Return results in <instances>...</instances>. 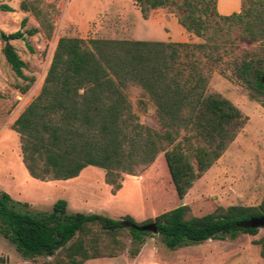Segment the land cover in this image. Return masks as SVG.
<instances>
[{
  "label": "trees",
  "instance_id": "obj_1",
  "mask_svg": "<svg viewBox=\"0 0 264 264\" xmlns=\"http://www.w3.org/2000/svg\"><path fill=\"white\" fill-rule=\"evenodd\" d=\"M133 2L145 19L150 10L166 6L170 0ZM211 2L180 0L174 6L183 10L176 16L177 23L202 40L198 43L58 37L38 93L11 124L18 134L27 174L39 181L65 180L91 165L104 170L103 180L114 192L120 188L121 174L133 175L161 152L174 191L182 198L247 119L227 98L206 91L208 62L216 61L213 54L231 41L232 27L238 28L239 37L264 46V0H239V12L224 15L211 13ZM19 5L26 10L24 0ZM23 23L24 19L20 26ZM24 32L32 35L36 29ZM5 36L7 40L22 39L23 32L18 29ZM0 51L12 72L24 78V63L13 47L6 42ZM253 61L252 57L241 58L233 76L264 109V71L252 69ZM257 63L264 67V57ZM128 86L138 87L153 104L161 131L136 121L124 93ZM18 205L0 191V234L21 256L52 257L43 264H82L116 255L123 248L117 235L124 232L133 243L156 233L167 249L234 237L238 232L253 235L257 228L245 223L264 214V193L255 206H216L192 216L181 204L139 222L129 215L111 218L94 212H68L64 199H56L48 212L40 214L22 212ZM148 224L154 226V232L141 229ZM254 243L262 254L264 238ZM137 251L135 247L129 253Z\"/></svg>",
  "mask_w": 264,
  "mask_h": 264
},
{
  "label": "rangeland",
  "instance_id": "obj_2",
  "mask_svg": "<svg viewBox=\"0 0 264 264\" xmlns=\"http://www.w3.org/2000/svg\"><path fill=\"white\" fill-rule=\"evenodd\" d=\"M21 1L0 0V6L11 9L0 7V33L6 35L18 29L23 32L22 39L7 43L24 63V78L12 72L0 51V191L19 202L20 211L48 212L56 199H64L68 212H94L111 218L129 215L139 222L181 204L188 207L190 215L200 216L216 206L260 203L264 193V109L248 97L247 89L233 74L240 59L248 57L254 59L251 68L263 72L257 59L264 57V46L239 37L236 27L229 30L231 41H225L213 54L217 60L208 62L206 91L227 98L247 119L225 152L181 199L174 191L161 152L133 175L121 174L120 188L114 192L103 180L104 170L91 165L65 180L39 181L30 177L21 162L18 134L11 124L38 93L57 38L164 40L168 34L178 35L177 25L167 21L183 10L174 7L180 0H170L166 6L150 10L143 19L133 0H24L26 10L20 8ZM220 1L209 3L211 13L239 12V0H231L230 6H220ZM30 28L36 29L32 35L24 32ZM186 36L183 41L169 42L202 41L189 33ZM3 44L0 40V49ZM124 93L136 121L161 131L153 106L140 89L128 86ZM117 238L123 248L116 255L88 259L82 264H264V251L260 254L259 244L254 243L264 238V227L257 228L253 235L238 232L234 237L206 239L174 249H167L156 233L144 235L140 243H133L126 232ZM135 247L138 251L131 255L129 250ZM51 258L23 257L0 234V264H43Z\"/></svg>",
  "mask_w": 264,
  "mask_h": 264
},
{
  "label": "crops",
  "instance_id": "obj_3",
  "mask_svg": "<svg viewBox=\"0 0 264 264\" xmlns=\"http://www.w3.org/2000/svg\"><path fill=\"white\" fill-rule=\"evenodd\" d=\"M168 22H171L172 24L177 25L178 35H176V36H172V37H171V36L168 34V36H165V39H164V40H159V41H166V42L169 41V40L183 41V40L185 39V37H187V36H186V35H187V32H186V31H185V30H184V29H183V28L177 23L176 18H171L169 21H167V24H168ZM136 40H138V39H136ZM157 41H158V40H157ZM151 104H152V103H151ZM152 106H153V104H152ZM234 106H235V105H234ZM153 109H154V106H153ZM239 111H240V110H239ZM238 131H239V130H238ZM237 133H238V132H237ZM235 136H236V135H235ZM234 138H235V137H234ZM233 140H234V139H233ZM233 140H232V141H233ZM232 141H231V142H232ZM231 142H230V143H231ZM230 143H229V144H230ZM228 146H229V145H228ZM228 146H227V147H228ZM226 149H227V148H226ZM226 149H225V150H226ZM225 150L223 151V153L225 152ZM223 153H222V154H223ZM222 154H221V155H222ZM221 155H220V156H221ZM162 156H163V155H162ZM220 156L217 158V160L220 158ZM154 159H155V158H154ZM217 160H216V161H217ZM216 161H215V162H216ZM215 162H214V163H213V164H212V165H211V166H210L205 172H207V171H208V170H209V169L215 164ZM82 169H83V168H82ZM82 169H81L80 171H82ZM80 171H79V172H80ZM205 172H204V173H205ZM204 173H203V174H204ZM78 174H79V173H78ZM203 174H202V175H203ZM75 177H76V176H75ZM72 178H73V177H72ZM198 178H199V177H198ZM198 178H197V179H198ZM33 179H34V178H33ZM195 180H196V179H195ZM195 180H194V181H195ZM194 181H193V182H194ZM192 184H193V183H192ZM191 186H192V185H191ZM190 188H191V187H190ZM190 188H189V189H190ZM189 189H188V190H189ZM188 190H187V191H188ZM180 199H181V198H180Z\"/></svg>",
  "mask_w": 264,
  "mask_h": 264
},
{
  "label": "water",
  "instance_id": "obj_4",
  "mask_svg": "<svg viewBox=\"0 0 264 264\" xmlns=\"http://www.w3.org/2000/svg\"><path fill=\"white\" fill-rule=\"evenodd\" d=\"M0 40H2L4 43H6L7 37L0 33ZM245 226L247 227H251V228H260V227H264V214H262L259 217H252L250 219H248V221L245 223ZM142 230H151L152 232H154V226L152 224H148L145 225L143 227H141Z\"/></svg>",
  "mask_w": 264,
  "mask_h": 264
},
{
  "label": "bare ground",
  "instance_id": "obj_5",
  "mask_svg": "<svg viewBox=\"0 0 264 264\" xmlns=\"http://www.w3.org/2000/svg\"><path fill=\"white\" fill-rule=\"evenodd\" d=\"M230 3H231V0H222V1H220V6H224V4L225 5H227L228 4V6H230Z\"/></svg>",
  "mask_w": 264,
  "mask_h": 264
}]
</instances>
